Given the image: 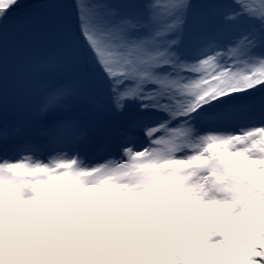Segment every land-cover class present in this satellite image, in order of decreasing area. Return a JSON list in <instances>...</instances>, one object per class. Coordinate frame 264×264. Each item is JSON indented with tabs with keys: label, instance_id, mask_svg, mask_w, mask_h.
<instances>
[{
	"label": "snow or ice",
	"instance_id": "1",
	"mask_svg": "<svg viewBox=\"0 0 264 264\" xmlns=\"http://www.w3.org/2000/svg\"><path fill=\"white\" fill-rule=\"evenodd\" d=\"M0 264H264V0H0Z\"/></svg>",
	"mask_w": 264,
	"mask_h": 264
},
{
	"label": "rangeland",
	"instance_id": "2",
	"mask_svg": "<svg viewBox=\"0 0 264 264\" xmlns=\"http://www.w3.org/2000/svg\"><path fill=\"white\" fill-rule=\"evenodd\" d=\"M25 2L27 3V2H31V0H25ZM45 51H46V49H43V48H41V49H37L34 53H33V55H35V56H39V55H43L44 53H45ZM10 118H14L15 117V113H12V112H10Z\"/></svg>",
	"mask_w": 264,
	"mask_h": 264
},
{
	"label": "clouds",
	"instance_id": "3",
	"mask_svg": "<svg viewBox=\"0 0 264 264\" xmlns=\"http://www.w3.org/2000/svg\"><path fill=\"white\" fill-rule=\"evenodd\" d=\"M205 195H210V196H212L213 198H215L216 193L212 192V190L209 189L208 192L205 193ZM217 207H218L219 209H222V210L225 211V212L229 210L228 208H226V207H225L224 205H222V204H221V205H218Z\"/></svg>",
	"mask_w": 264,
	"mask_h": 264
}]
</instances>
